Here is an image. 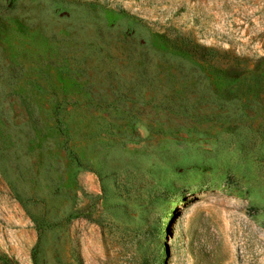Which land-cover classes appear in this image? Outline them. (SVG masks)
I'll list each match as a JSON object with an SVG mask.
<instances>
[{
    "label": "rangeland",
    "instance_id": "1",
    "mask_svg": "<svg viewBox=\"0 0 264 264\" xmlns=\"http://www.w3.org/2000/svg\"><path fill=\"white\" fill-rule=\"evenodd\" d=\"M6 263L264 264V0H0Z\"/></svg>",
    "mask_w": 264,
    "mask_h": 264
},
{
    "label": "trees",
    "instance_id": "2",
    "mask_svg": "<svg viewBox=\"0 0 264 264\" xmlns=\"http://www.w3.org/2000/svg\"><path fill=\"white\" fill-rule=\"evenodd\" d=\"M55 128L60 132V134H62V129H61L58 121L56 122ZM139 190H140V186H134V185L133 186H126L123 188L122 192L119 194L120 197L122 198V200L118 204V208L122 209L123 214H126V211L128 210L130 203H133V200L131 199V194H134V192H139ZM107 192H109L108 189L105 186H102L101 197H104L107 194ZM153 200H154L153 198L152 199L148 198L146 200V202H141L138 204V206L142 209H147V207L153 203ZM125 222H126V220H121L119 218H115L114 220L110 219L107 221V223L102 224V227L108 228V232H109V229H111L113 227H117V228L120 227V228H124V230H125L126 228L123 225V224H125ZM39 229H40V226H37V230H39ZM120 241H121L123 246H125L127 244L128 239L125 238L124 233L122 234ZM131 243H136L137 245H140L141 240L136 239V240H133V242H131ZM6 264H8V263H6Z\"/></svg>",
    "mask_w": 264,
    "mask_h": 264
}]
</instances>
